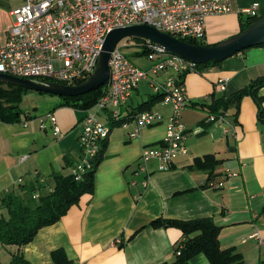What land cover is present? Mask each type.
<instances>
[{
	"label": "crops",
	"instance_id": "0c3cea01",
	"mask_svg": "<svg viewBox=\"0 0 264 264\" xmlns=\"http://www.w3.org/2000/svg\"><path fill=\"white\" fill-rule=\"evenodd\" d=\"M22 4L23 0H0V44L8 35L10 12ZM253 4L258 5L257 21L264 16V0H231L230 13L207 17L205 46L240 33L241 20L249 18L243 11ZM167 75L154 81L162 83ZM263 77L264 46L188 73L183 82L187 107L180 118L187 132V155L176 158L166 172L158 171L155 160L143 163L140 158L144 147L160 145L172 115L169 106L161 101L152 104L148 111L165 121L142 128L134 138L129 137L132 121L126 128H110L92 193L82 195L57 222L40 229L29 244L10 246L12 256L20 253L23 264H171L181 231L172 226L153 228L151 222L211 219L219 227L222 250L239 253L244 264H264V122L258 119L259 107L264 115V84L253 92L260 105L251 94L242 96L237 108L226 109L225 123L207 122L205 110ZM224 79L228 81L221 91L218 84ZM152 94L151 90L142 95L136 88L121 108L122 116L136 114ZM59 100L48 111L55 114L57 136L46 114L0 121V197L38 179L50 184L54 176L68 175L80 163L79 139L88 109ZM101 115L106 122L102 113L96 118L100 121ZM205 156L219 161L210 178L207 171L194 167ZM227 173L236 176L226 178ZM255 233L261 242L250 238ZM189 264L209 262L199 254Z\"/></svg>",
	"mask_w": 264,
	"mask_h": 264
},
{
	"label": "built area",
	"instance_id": "2783aa9c",
	"mask_svg": "<svg viewBox=\"0 0 264 264\" xmlns=\"http://www.w3.org/2000/svg\"><path fill=\"white\" fill-rule=\"evenodd\" d=\"M231 10V0H23L21 6L10 12L8 35L0 44V74L37 83L72 84L87 80L96 69L107 34L113 29L147 25L180 41L202 42L205 19L228 14ZM257 10L258 5L253 4L243 14L256 18ZM140 40L144 42L122 39L111 52L108 87L82 120L81 161L72 173L79 174L91 167L111 123L126 128L132 121L129 137L134 138L142 128L165 121L162 115L152 111L136 113L121 121V108L142 80H149L154 94H164L161 103L171 108L172 115L166 120L160 145L144 147L140 159L143 163L155 160L158 171L166 172L176 158L187 155V132L180 122L187 100L184 85L178 83L177 78L195 72L196 64L166 53L149 40ZM127 47L136 48V54L145 50L146 53L138 57H144L151 67L145 71L135 65L123 52ZM164 73L168 75L162 83L154 81ZM227 81H219L221 91L225 90ZM98 112L106 118L105 123L96 118ZM226 117V112L217 116L209 114L207 122L222 124ZM46 118L57 136L55 114L48 112ZM234 176L236 174L227 173L225 177ZM222 186L223 183L217 184L219 188ZM250 238L261 242L257 233Z\"/></svg>",
	"mask_w": 264,
	"mask_h": 264
},
{
	"label": "trees",
	"instance_id": "16d2710c",
	"mask_svg": "<svg viewBox=\"0 0 264 264\" xmlns=\"http://www.w3.org/2000/svg\"><path fill=\"white\" fill-rule=\"evenodd\" d=\"M254 22V18H248L245 21L241 20V32ZM133 39L136 43L144 42L139 38ZM185 42L205 46L203 42L191 40H185ZM259 46H264V44ZM145 53L146 51L144 50L136 55L141 56ZM215 64L218 63L209 62L204 65H195V72H199ZM187 74L179 75L177 82L182 84ZM85 81H75L72 84L55 83L74 87ZM263 84L264 77L253 81L248 88L240 90L227 100L219 99L213 105L207 108L201 106V108H206L205 110L208 114L217 116L225 112L230 105H234L237 108L240 98L247 94H251L257 104L260 105V100L253 95V92ZM28 92L32 91L0 83V121L12 122L20 117L22 112L18 105L21 102L22 96ZM105 93L106 90L101 87L78 97L59 98L63 100L64 105L87 110L96 104ZM163 96V93L152 94L147 101L141 103L135 109L136 113L148 111V108L152 104L160 102ZM131 116L133 115L123 116L121 121ZM258 119L264 122V115L260 107ZM116 126L113 123L110 124L111 129ZM107 137L100 141L97 156L92 160L89 169H85L79 174H74L71 170V173L68 175L54 176L53 182L50 184H44L39 179L31 183L19 184L14 191L0 197V244L2 246L24 247L33 240L40 229L54 224L65 215L69 208L76 204L82 195L92 193L94 175L103 158ZM218 164L219 161L213 156H205L202 159H197L194 162V167L207 171L210 178L212 171ZM150 225L153 228L172 226L181 231L182 239L174 248L175 260L171 264H189L190 260L199 254L204 255L209 264H244L243 258L239 253H236L234 250H222L220 248L218 241L219 227L211 219L192 221L157 219L151 222ZM12 263H24L20 253L12 256Z\"/></svg>",
	"mask_w": 264,
	"mask_h": 264
},
{
	"label": "water",
	"instance_id": "95a60500",
	"mask_svg": "<svg viewBox=\"0 0 264 264\" xmlns=\"http://www.w3.org/2000/svg\"><path fill=\"white\" fill-rule=\"evenodd\" d=\"M125 38L149 40L162 47L166 53L177 56L196 65L209 62L219 63L246 49L264 44V16L237 35L215 45H195L180 41L158 32L147 25L130 26L110 31L102 45L94 73L78 86H66L57 83H37L0 74V83L23 88L28 91L57 97H78L99 88L107 90L109 82V59L111 52Z\"/></svg>",
	"mask_w": 264,
	"mask_h": 264
},
{
	"label": "rangeland",
	"instance_id": "374dc122",
	"mask_svg": "<svg viewBox=\"0 0 264 264\" xmlns=\"http://www.w3.org/2000/svg\"><path fill=\"white\" fill-rule=\"evenodd\" d=\"M124 54L138 67L143 70H147L151 67V63L144 57L136 56L137 49L134 47H127L123 49ZM138 90L142 95L148 94L152 89L148 80H142L138 86ZM59 97L48 94H37L34 92L25 93L21 102L18 105L23 115L30 114L34 117H41L47 114L49 110L53 109V106L59 102ZM100 121L105 123L104 118L100 117ZM14 247L2 246L0 244V264H13L12 253H14Z\"/></svg>",
	"mask_w": 264,
	"mask_h": 264
}]
</instances>
